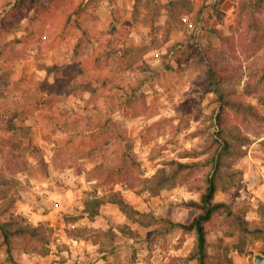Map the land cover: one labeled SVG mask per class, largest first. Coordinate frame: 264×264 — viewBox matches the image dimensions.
I'll list each match as a JSON object with an SVG mask.
<instances>
[{"label":"rangeland","instance_id":"rangeland-1","mask_svg":"<svg viewBox=\"0 0 264 264\" xmlns=\"http://www.w3.org/2000/svg\"><path fill=\"white\" fill-rule=\"evenodd\" d=\"M191 3L173 18L157 0H0V222L21 215L55 244L53 231L87 234L107 264H197L194 233L166 219L188 222L199 199L188 186L215 174L214 199L251 230L214 219L207 264L264 255V6ZM210 63L225 75L220 93L209 90ZM173 160L198 163L186 182L156 194L129 186ZM109 190L133 211L105 201L88 215ZM1 239V261L39 264L21 238L10 254ZM67 259L82 264L67 251L56 260Z\"/></svg>","mask_w":264,"mask_h":264},{"label":"trees","instance_id":"trees-1","mask_svg":"<svg viewBox=\"0 0 264 264\" xmlns=\"http://www.w3.org/2000/svg\"><path fill=\"white\" fill-rule=\"evenodd\" d=\"M248 9L256 11L260 10L264 6V0H247ZM164 7L169 14V17L177 18L180 14H191L193 12V6L191 0H168ZM221 14H225L221 11ZM183 19V17H182ZM165 27H169L168 20L165 22ZM218 36L223 35L219 29H212ZM224 36V35H223ZM223 38H231L230 36H224ZM207 82L209 84V90L216 93L219 91V78L225 76L215 71L214 67L210 63L208 65ZM221 154H212L211 160L217 162L215 169L218 170ZM196 162L188 163L178 160L168 161L166 166L159 168L152 177H136L137 183H128L130 187L140 185L141 190H146L151 193H158L162 188L174 187L177 184H182L188 179V175L191 174L190 170L194 168ZM204 183L198 185H189L192 190L199 192V199H191L188 204L197 208V212L191 217L188 222L172 221L166 219L170 223L171 227H178L184 233L193 232L195 234V242L193 250L187 255L189 259H195L197 264H207V228L208 225L217 217L224 216L228 220V226L234 230L232 232L245 233L250 231L248 223L241 219L240 216L232 211L230 205L224 201H217L214 199L215 192L217 190V183L215 180V174L206 175L204 177ZM4 200L5 194L0 191ZM108 196L97 197L93 201H90L91 211L88 215H92L98 212V207L105 201L116 203L124 213L133 211V207L124 199L119 190H109ZM13 202V200H12ZM8 207H3L2 211L7 212ZM86 210V209H85ZM87 212V211H86ZM47 227L43 224L36 226L27 223L25 217L18 214H10V217L6 221L0 222V235L1 242L6 245V251L8 254L11 252L10 240L12 237H18L23 240V251H31L38 255H46L50 251L51 237L48 236ZM264 253V251H261ZM231 262V261H228Z\"/></svg>","mask_w":264,"mask_h":264},{"label":"crops","instance_id":"crops-1","mask_svg":"<svg viewBox=\"0 0 264 264\" xmlns=\"http://www.w3.org/2000/svg\"><path fill=\"white\" fill-rule=\"evenodd\" d=\"M161 5L162 9L165 11L166 8L164 7L165 3L168 0H157ZM166 22V21H165ZM164 22V23H165ZM57 207H52L50 210L49 215L53 216L55 215V212L57 211ZM103 209L100 208V211ZM48 214L41 215V218H46ZM57 221H53L55 224ZM187 233H193V232H187ZM54 236L56 235V244L60 243L59 249L53 250L56 246L55 242L51 241L50 244V251L46 255H38L37 254V260L39 264H68V259L65 260V262H59V260H56L57 258H61V254L67 251V253L71 252V255L79 258V262L82 264L87 263V259H92L93 263L95 264H107L108 263V254H105L100 251L101 241L100 240H93L91 237H88L87 234L85 235H77V234H68L66 231H53ZM195 235V234H194ZM193 236V234H192ZM128 239V238H127ZM63 250H61L60 246H63ZM131 241L128 239L127 243L121 244L120 247L117 248L119 252L123 251L125 248H128L129 246H132ZM34 254V253H33ZM18 263L11 262V261H1L0 264H30L28 261H17ZM106 262V263H104ZM115 264H122V261L116 260Z\"/></svg>","mask_w":264,"mask_h":264},{"label":"water","instance_id":"water-1","mask_svg":"<svg viewBox=\"0 0 264 264\" xmlns=\"http://www.w3.org/2000/svg\"><path fill=\"white\" fill-rule=\"evenodd\" d=\"M254 264H264V255L261 253H255L253 256Z\"/></svg>","mask_w":264,"mask_h":264},{"label":"built area","instance_id":"built-area-1","mask_svg":"<svg viewBox=\"0 0 264 264\" xmlns=\"http://www.w3.org/2000/svg\"><path fill=\"white\" fill-rule=\"evenodd\" d=\"M183 19H185V16L183 17Z\"/></svg>","mask_w":264,"mask_h":264}]
</instances>
